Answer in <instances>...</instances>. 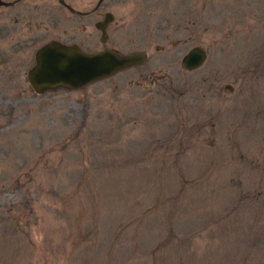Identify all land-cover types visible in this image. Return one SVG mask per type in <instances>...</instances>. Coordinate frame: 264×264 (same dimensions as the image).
Segmentation results:
<instances>
[{
	"label": "rangeland",
	"instance_id": "obj_1",
	"mask_svg": "<svg viewBox=\"0 0 264 264\" xmlns=\"http://www.w3.org/2000/svg\"><path fill=\"white\" fill-rule=\"evenodd\" d=\"M3 1L0 264H264V0ZM105 15L148 60L37 94V52L101 50Z\"/></svg>",
	"mask_w": 264,
	"mask_h": 264
},
{
	"label": "water",
	"instance_id": "obj_2",
	"mask_svg": "<svg viewBox=\"0 0 264 264\" xmlns=\"http://www.w3.org/2000/svg\"><path fill=\"white\" fill-rule=\"evenodd\" d=\"M12 3L0 0V7H9ZM114 21L112 15L98 24L104 32ZM147 53L122 55L111 49L87 54L78 46H65L53 42L41 48L36 54V65L28 75L29 82L37 94L46 90L65 88L71 91L81 90L95 82L108 79L120 71L144 64L148 60ZM208 59L207 52L201 47H194L182 59V67L187 72L202 68ZM228 90L233 91L231 86Z\"/></svg>",
	"mask_w": 264,
	"mask_h": 264
},
{
	"label": "flooded vegetation",
	"instance_id": "obj_3",
	"mask_svg": "<svg viewBox=\"0 0 264 264\" xmlns=\"http://www.w3.org/2000/svg\"><path fill=\"white\" fill-rule=\"evenodd\" d=\"M108 0H99V2L97 3V5H96V7H95V9L94 10H92V11H90V12H87V13H85L83 16H89V15H95V14H98L101 10H103V8H104V6H105V3L107 2ZM18 1H15V2H13L12 3V5L10 6V7H13V6H15V5H17L16 3H17ZM106 7V6H105ZM1 8V7H0ZM106 16L107 15H105V18H106ZM105 18H104V20H105ZM103 20V21H104ZM103 21H99V22H97L96 23V28H97V30H98V32H100L101 33V42H102V38L104 37V32L101 30V29H99L98 28V24H100V23H102ZM111 24H108V26H105V28H106V35H105V43H103V48L101 49V50H98V51H94V52H91V53H96V52H99V51H102V50H104V49H106L107 47H106V41L108 40V29H109V26H110ZM80 48V47H79ZM12 55L11 54H9L8 56H7V58L6 59H9V61H10V59L12 60ZM0 60H1V55H0ZM5 62H7L8 63V61H5ZM31 71V70H30ZM30 71H29V73H30ZM29 73H28V75H29Z\"/></svg>",
	"mask_w": 264,
	"mask_h": 264
},
{
	"label": "bare ground",
	"instance_id": "obj_4",
	"mask_svg": "<svg viewBox=\"0 0 264 264\" xmlns=\"http://www.w3.org/2000/svg\"><path fill=\"white\" fill-rule=\"evenodd\" d=\"M12 95H13V96H20V93H19L18 91H13V92H12Z\"/></svg>",
	"mask_w": 264,
	"mask_h": 264
}]
</instances>
